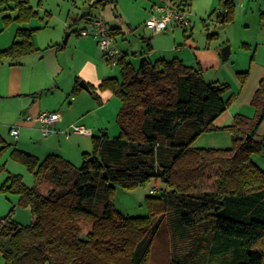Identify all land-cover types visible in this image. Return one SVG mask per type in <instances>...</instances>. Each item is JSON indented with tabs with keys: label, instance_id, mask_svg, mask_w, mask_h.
Instances as JSON below:
<instances>
[{
	"label": "trees",
	"instance_id": "1",
	"mask_svg": "<svg viewBox=\"0 0 264 264\" xmlns=\"http://www.w3.org/2000/svg\"><path fill=\"white\" fill-rule=\"evenodd\" d=\"M188 4L170 0L169 7L185 12ZM234 8V0H220L217 21L232 22ZM0 10L15 12L2 17L6 24L38 16L29 0H0ZM35 30L19 27L15 40L0 49V64L32 54ZM109 31L113 38L121 33L118 27ZM117 65L120 78L107 77L98 88L120 101L118 134L91 135L92 150L82 153L79 167L58 154L39 161L12 150L36 184L28 186L14 174L0 191L16 193L17 205L29 206L34 219L19 227L10 219L14 209L0 217V264H149L164 220L172 238L169 264H264V170L252 160L264 155V139H255L264 120V77L250 100L253 116L236 113L230 125L217 127L214 120L234 94L225 98L229 85L206 81L198 64L175 57L144 58L134 66L123 52ZM248 73L237 72L241 83ZM78 89L75 85L73 91ZM214 130L230 133L229 148L191 146L197 136ZM152 178L165 187L145 197L146 215L124 216L113 206L115 186L133 188ZM43 183L51 186L46 194L38 189ZM84 221L92 229L81 241Z\"/></svg>",
	"mask_w": 264,
	"mask_h": 264
},
{
	"label": "rangeland",
	"instance_id": "2",
	"mask_svg": "<svg viewBox=\"0 0 264 264\" xmlns=\"http://www.w3.org/2000/svg\"><path fill=\"white\" fill-rule=\"evenodd\" d=\"M85 3V6L89 4L87 1H85ZM30 4L38 9L39 16L31 19L27 25L33 27L48 24L47 27L50 31L53 25L56 26L59 24V17L66 18L67 10L69 8L73 9L74 0H30ZM261 4L262 7H260ZM195 6L197 8L196 4ZM110 7V4H108V7L101 12V15L104 18V21H107V24L109 23L110 25H113L114 20L116 19L113 18L115 13L121 12V18L124 17V14L122 10H120V6H117V11H111ZM191 9V4L190 6L187 5L186 17L189 20L188 25H174L173 29L170 28L165 31V33L154 32L149 27H146L145 23L139 24L135 27H130L127 26V24H124V26H122L124 33L116 36L117 43H115L126 51L128 61L134 66H137L141 59L144 58L153 61L159 59L161 54L169 56L168 51L165 50V46L170 45L171 43L177 44L180 48H183V53L185 54L184 63L187 65H197V62L193 59L191 54H196V52H198L197 55L200 56L198 57V61L201 62L203 78L206 81H218L228 84L229 88L224 97L227 98L229 95L234 94L233 100L231 101L232 103L237 93L232 83L236 85V89L241 88L249 79L250 75L252 76L253 70H250V65L253 63H261L262 61L264 62V0L261 1L260 4L255 3L254 1L244 13H241L242 6L237 4L236 9L234 10L233 22L225 25L220 24L217 21L216 16H218V12H212L210 15L208 13L206 15H197L194 13L195 10ZM44 11H47L53 16L45 15ZM92 13L95 14L96 9H94ZM15 24V28L16 26H19L17 23ZM81 27V20L76 24L72 23L71 28L63 30L62 39L65 38L67 32H70L71 42L73 38L77 37L74 29L79 30ZM43 30L44 29H42L41 32H44ZM8 32L9 31L7 30L2 31L0 41L4 38L8 41ZM148 37H150L149 40ZM148 43H151L152 45V47L150 46V49L148 48ZM225 46H229V56L227 59L223 60L221 58V49ZM105 61L103 60L104 67L107 71L105 77H116L119 79V65L111 66ZM243 68H247L245 70H248L249 73L245 82L241 83L237 77V72L245 70L237 71V69ZM35 96L38 97L39 94L37 93ZM70 96H68V98L65 96L68 101H70ZM65 97L56 93L43 97L42 102H44L45 105L44 111H55L63 115ZM250 106L252 107L254 114V107L251 103ZM70 107V110H67V107L65 109V115L67 117H72L77 113L76 107H73L72 105H70ZM100 114V116L105 115L104 121L102 122L103 124L102 126H97L95 128V133H92V135H100L101 133L106 132L108 137H115L118 134V126L115 120L108 118L107 110L101 111ZM12 117L13 115L8 112H0V150L3 145L6 146L0 152V186L5 182L9 175L14 174H19L22 181L28 186L36 184L33 173L28 169L27 165L12 156L11 152L13 149L32 154L37 157L39 161H42L49 153L62 155L58 145L67 143L65 140H70L66 144L69 146H72L70 143L78 144L79 142L81 145L80 152L78 151V148H75L72 152L73 155L69 156L70 162L76 167H79L82 163V152H91L92 150L90 136L83 135L75 137V135H70L68 137L69 139L66 138L63 133L43 136L38 125H35L34 128L28 130L24 127H19L18 138L10 136L8 129L11 124L8 120ZM46 138L51 140L47 142ZM76 138H80V141L76 140ZM261 155L263 154L261 153ZM196 186H199V188L201 187L202 189L211 188V185L197 184ZM50 187L51 186L48 183L38 185L39 191L43 194H46ZM164 187L165 185L162 181L155 180L154 178L150 179L144 185H138L133 188L115 186L111 197L113 206L124 216H144L147 213L144 204L145 197L150 193L151 189H155V192H157L160 188ZM17 200L18 195L16 193L0 191V217L7 216L10 210L17 206ZM80 229V233H84L87 239L86 233L92 229V223L87 221L81 222ZM171 251L172 238L170 226L168 222L164 220L158 234L153 240L149 264H169Z\"/></svg>",
	"mask_w": 264,
	"mask_h": 264
},
{
	"label": "crops",
	"instance_id": "3",
	"mask_svg": "<svg viewBox=\"0 0 264 264\" xmlns=\"http://www.w3.org/2000/svg\"><path fill=\"white\" fill-rule=\"evenodd\" d=\"M85 1L89 3L87 6H85ZM254 1L255 3L260 4L263 0H234V10L238 4L242 6L241 13H244L249 9L250 5ZM188 2L189 6L191 4V10H195V14L206 15L208 13L210 15L212 12H218L220 0H188ZM108 4L111 6V11H115L117 6H120V10H122L124 14L125 20L124 17L121 18V12H116L117 14L115 13V16L113 17L116 19L114 20V23L112 21L113 25H110L109 23L107 24L108 27L120 28V34H122L124 33L122 29L124 24H127V26L130 27H135L139 24L145 23L146 19L151 15L159 16L160 10H158V8L167 7L170 4V0H74L73 9L69 8L67 10L66 18L59 17V24L56 26L53 25L50 31L47 27L48 24L32 27L31 25H27L30 21L26 22V24L11 21L7 25L3 21L2 17L4 15L14 16L15 12L13 10H0V35H2V31L4 30L9 31V39L7 41L4 38L0 41V49L8 47L15 40V32L19 27H31L36 29L33 33V42L37 49L32 54L20 57L15 60L17 63L14 64H11L9 60H3L0 64V112H8L13 115V117L8 120L11 124L9 125V129L11 126L17 125L18 130L19 127H24L28 130L34 128L35 125H38L34 118L39 113L44 112L45 105L44 102H42L43 97H47L49 94L55 93L63 95V97L67 96V98L71 95L70 101H68L66 97L64 98V114H60V121L56 124V129L59 130L58 133H62V130H68L69 125L72 123L82 124L90 128L92 133H95V128L97 126H102L103 124L102 122L104 121L105 115L100 116V112L103 110H107L108 118L115 120L120 107V101L112 93V91L108 89L100 90L98 88L101 81L107 78L105 77L107 71L103 63V60L105 61V59L101 55L93 38L82 37L78 33L80 29L87 25L89 19L95 17H101L104 19L101 12L108 7ZM195 4L197 5V8ZM260 7H262V4ZM34 9L38 12L37 8ZM94 9H96L95 14L98 15L92 13ZM44 14L51 15L47 11H44ZM79 20L82 21V27L79 30L74 29L77 37L73 38L70 42L71 34L70 32H67L65 38L62 39L63 30L71 28L72 23L76 24ZM105 22L107 23V21ZM15 23L19 25L16 26V28ZM174 25L179 24L173 22L166 28V30L161 32L165 33V31L170 28L173 29ZM42 29H44V32H41ZM114 39L116 42V37ZM149 39L150 37H148V40ZM149 45L152 47L151 43ZM165 50L168 51L169 56L161 54V57L159 58L170 60L176 57L185 62L183 48H180L177 44L171 43L170 45H166ZM122 51L126 54V59L128 60L126 51L123 49ZM197 54L198 52L191 55L197 62L196 64L199 63L200 65H198L201 67V62L198 61V57L200 56ZM245 69L247 68L237 69V71ZM250 70H253L252 76L250 75L249 79L241 88L236 89V85L232 83L235 91H237L236 97L234 101L220 115H218V117H216L213 122L215 126L224 127L230 125L233 122V116L236 113L253 116L250 100L258 86L259 81L264 77V62L262 61L261 63L251 64ZM81 81L86 83L88 87L89 85L93 86L96 95L99 97V101L93 97L90 87L89 91H87L80 86L79 83ZM75 85H78L79 89L74 92L73 89ZM37 93L39 94L38 97L35 96ZM70 105L77 108V113L72 117H67L65 115V109L67 107V110H70ZM27 116H30L32 119L26 120ZM9 135L12 136L11 134ZM70 135H75V137L83 136L81 134ZM70 135H65V137L68 138ZM91 135L84 136L91 137ZM263 136L264 120L257 130L255 139L259 141ZM50 140L51 139L46 138L47 142ZM76 140L80 141V138H76ZM69 141L70 140H65L67 143ZM67 143L59 144L58 147L59 150H61L60 152H62V155H59L69 160V156L73 155V149L78 148L79 151L81 150V145L79 142L78 144L70 143L72 146L66 145ZM231 144V136L228 131L214 130L197 136L191 146L194 148L213 147L225 149L229 148ZM252 160L264 170V155H253Z\"/></svg>",
	"mask_w": 264,
	"mask_h": 264
},
{
	"label": "built area",
	"instance_id": "4",
	"mask_svg": "<svg viewBox=\"0 0 264 264\" xmlns=\"http://www.w3.org/2000/svg\"><path fill=\"white\" fill-rule=\"evenodd\" d=\"M158 10H160L159 16L151 15L145 21V25L154 32L166 30V28L173 22L179 25L188 24L186 13L179 11L176 7H169L168 5L165 8H158ZM78 33L82 37L93 38L99 51L111 66L118 64L123 56V51L110 35L109 27L104 19L101 17H95L89 20L87 25L80 29ZM30 119H32L30 116L26 117V120ZM34 119L38 123L39 129L43 135H50L59 132V130L56 129V124L60 121L59 112L44 111L39 113ZM18 132L17 125H13L9 129V133L15 138L18 137ZM61 132L65 135H91L92 133L90 128L76 123L70 124L68 130H62ZM262 138L264 139V136ZM150 192H155V189H151Z\"/></svg>",
	"mask_w": 264,
	"mask_h": 264
},
{
	"label": "water",
	"instance_id": "5",
	"mask_svg": "<svg viewBox=\"0 0 264 264\" xmlns=\"http://www.w3.org/2000/svg\"><path fill=\"white\" fill-rule=\"evenodd\" d=\"M221 15H223L221 13ZM229 56V46H225L221 49V58L223 60L227 59ZM80 86L82 88H84L85 90L89 91V87L86 83H84L83 81H81ZM106 133L103 132L101 133V136H105ZM10 219L15 222L19 227H28L32 224L33 221V215L31 212V208L28 207H21L20 205H17L14 208V212L11 215ZM79 240L81 241H86V237L84 233H81L79 236Z\"/></svg>",
	"mask_w": 264,
	"mask_h": 264
}]
</instances>
